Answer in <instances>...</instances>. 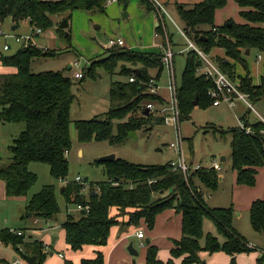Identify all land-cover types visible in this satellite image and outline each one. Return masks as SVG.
<instances>
[{
  "label": "trees",
  "instance_id": "1",
  "mask_svg": "<svg viewBox=\"0 0 264 264\" xmlns=\"http://www.w3.org/2000/svg\"><path fill=\"white\" fill-rule=\"evenodd\" d=\"M125 4L129 0H118ZM149 10L147 0H141ZM243 9L241 17L246 21L240 25L230 21L223 27L215 26L217 10L226 6L227 0H206L192 9L179 7L178 13L185 26V31L197 43L204 53L210 55L215 49H222L226 58L216 57L214 62L232 81L236 78V63L247 71L240 78V91L248 96L252 103L264 98V74L260 86H254L245 60L247 50L264 53V0H235ZM107 0H67L46 2L42 0H0V23L12 18L19 27L20 23L30 20L42 30L53 25V16L74 10H103ZM209 26L211 30L203 31ZM162 34V29H157ZM109 57L96 62L89 70L95 77L96 67L108 72L117 68L127 76V82H116L110 90V111L105 119L89 121L71 120V106L74 102L73 82L62 73L31 72L32 63L42 57H53L49 52L40 49H19L13 55H2L1 63L5 68L15 69L13 74H0V122L4 124H24L25 130L15 140L10 149L12 163L3 167L0 162V182L6 186V196L20 198L26 196L37 184L38 177L30 173L32 163L46 164L51 176L56 180H67L69 164L66 153L72 149L71 127L74 125L80 143L110 142L120 144L129 133L139 130H152L151 114L146 115L149 103L165 105L167 101L161 96L146 92L151 79L160 80L165 69L162 64V53L132 52L124 48H113L108 51ZM231 62H234L232 64ZM127 65L132 70L127 68ZM201 61L197 55L190 53L179 88L178 99L182 121L189 118L198 99V106L208 108L212 100L208 92L213 83L197 75ZM136 78L134 83L130 82ZM147 102L144 107L143 104ZM253 130L246 134L241 129L232 130L233 171L237 173L236 183L243 187H255L258 169L264 167V138L261 131L264 124L251 125L241 120ZM157 124H164L158 118ZM117 127L118 136H114ZM107 182L94 184L90 182L88 197L81 195L82 187L70 182L60 191L68 205L90 206V212L75 218L68 215L63 225L66 244L72 252L82 251L85 247L107 246L113 227L120 224L119 216L112 215L126 211L129 219L126 226H140L141 222L154 229L157 217L166 210L174 209L182 215V238L175 242L171 250V260L182 259L183 264H202V253L210 255L223 252L232 258L250 254L256 247L249 245L234 228L235 209H209L203 199V187L216 191L220 183V173L213 169L190 171L187 180L181 172L173 170L171 163L165 166H141L123 160L104 163ZM118 180V182H116ZM199 183L200 186H197ZM132 186V189H130ZM61 212L54 185L46 186L41 192L31 197L27 205V215L32 220L50 221ZM211 219L219 235L224 238L221 243L217 237L204 233V221ZM252 228L264 234V201H255L250 209ZM34 226L32 229H41ZM29 229V230H32ZM18 235L11 231L0 233V242L11 245L21 254L36 257L35 264H43L47 258L45 244L39 240L28 239L26 232ZM204 240V246L201 241ZM23 249V251H22ZM264 262V258L260 263ZM64 264H73L65 260ZM81 264H105L104 256L97 254L94 259H83ZM146 264H164L158 258V249L148 248Z\"/></svg>",
  "mask_w": 264,
  "mask_h": 264
},
{
  "label": "rangeland",
  "instance_id": "2",
  "mask_svg": "<svg viewBox=\"0 0 264 264\" xmlns=\"http://www.w3.org/2000/svg\"><path fill=\"white\" fill-rule=\"evenodd\" d=\"M182 1H189L188 4H191L192 7H186V9H192L194 7V4L190 2L195 0ZM231 2L232 4L227 0L226 6L220 9L219 13L215 15V26H225V24H222L224 20L220 19L225 15H229L234 19L233 22H244L240 16L239 7L235 0ZM149 5L153 11H149L147 7L142 4L141 0H131L128 4L120 1L112 5L106 3L103 10H74L59 14L52 17L53 25L43 30V34L40 37L41 39H36L38 48H47L48 52L54 56L36 59L32 63L31 72L34 74L48 72L62 73L72 80L74 102L71 106L70 114L73 123L77 121L105 119L110 111V90L113 84L116 82H127L128 77L122 75L119 68L114 72H108L101 67H96L94 73L95 77L89 74V70L94 63L102 62L109 57L108 51L111 50L109 48L110 40L121 38L126 41L127 47L141 53L156 51L160 41L162 40L163 42L165 40L162 25L159 27H161L163 33H158V37L155 36L156 28L154 16L157 18V15L152 4L149 3ZM179 6V4H172L170 8L166 5L164 7L171 18L181 26V28L185 29L178 13ZM65 20L68 21L69 28L62 30L60 26ZM13 26L15 25L13 24L12 18H8L3 23H0V27L7 33L12 32ZM167 26L169 34H173H170L171 42L173 39V42L180 46L177 50L185 47V40L178 34L175 27L168 19ZM202 29L203 31L211 30L209 26H205ZM24 30V27L20 24L19 28L14 30V33H22ZM11 45L12 50L9 53L6 52L8 55L15 54L19 48L13 43ZM258 54V51L252 50L249 56H245V59L248 60L251 65H255V68H258V72L260 73L261 64L256 61ZM186 55L187 54H177L175 56L176 75L179 88L182 83V76L186 65ZM212 60L214 61L215 58H212ZM78 62L79 65L74 66V64ZM71 66L73 67L69 69ZM127 68L132 70L128 65ZM79 71L84 72L83 80L74 77L75 73ZM236 73L239 75L244 73V69L239 64H237ZM166 81L167 75L164 71L160 80H158V85L164 87ZM254 81L258 83L260 81L259 77L256 76ZM161 94L168 97L164 89L161 90ZM248 101L254 106L255 110L264 117V98L256 103H252L250 100ZM146 104L147 102H145L143 106L145 107ZM247 110L246 105L240 104L234 109H230L226 105H222L219 108H213L212 106L208 108L196 106L191 111L189 118L181 122L185 155L189 164L194 160L195 163H201L205 169H209L212 167L214 160L220 162L221 157H226L227 159V162H221V174L224 175L225 181L219 183L216 191H208L203 187L204 203L209 209L235 207L234 185L237 183L235 182L234 176H236L237 180V173L233 171L231 162V131L240 129L239 117L247 113ZM159 117V114L152 113V130H139L136 132V138L129 136V133L120 144L97 141L80 143L76 136L75 127L72 125V149L67 155L69 173L66 179L72 182L76 177H82L94 184L107 182L106 166L101 159L112 155L116 157V160H123L130 164L141 166H165L171 163V161L177 160L178 156L170 146L171 143L176 142L175 132L173 128L165 124H157ZM248 117H250L249 122H257V117L252 111ZM24 130V124H4L0 122L1 166L3 165V167H6L12 163L13 154L10 149L14 146L15 140L18 139ZM113 135H119L116 126ZM29 171L38 177V181L26 196L11 198L7 197L5 194L3 195L2 191H0V233L6 230H29L31 218L29 219L27 217L26 206L31 197L41 192L44 187L50 185L56 187L57 198L61 208L60 214L55 218L58 219V221L53 219L54 221L51 226L55 227V225L59 223H65L68 215L75 218L80 216V213L76 211V205H68L60 194L61 189L66 187V184L51 176L48 165L32 163L29 166ZM197 186H200V184ZM86 197H88V195H86ZM163 214L164 213H162V215ZM235 215L237 216V213ZM157 220L153 230H150L145 223L141 222L139 228L141 227L144 234H146V239L144 240L143 246L136 241L134 249L138 252V255L132 258V260H134L132 264H146L141 261L146 259L150 246L158 249V258L162 263L167 264L171 260V258H169V250L162 246H155L153 242L151 244L146 243L147 239L153 241L154 237L151 234L155 232L158 233L156 234L157 238L163 237L165 222L159 223L158 225ZM39 226L44 228L47 227L42 223ZM236 226V228L234 227L236 231L242 234L239 233L250 246L256 247V250H258V248L264 250V234L258 233L252 228L250 215L248 216L247 214L246 216V214H244V218L238 221ZM203 228L206 235L211 234L217 237L221 243L224 242V238L219 235L211 219H205ZM44 236L46 237V243H48L49 240L51 241L53 236L59 237V241L57 244L52 243V246L45 245V252L48 256L43 264H45L47 260H49V264H60L58 253H63L66 257L65 260H69L73 264H79L80 258H71L72 255L66 245L64 233L61 228L52 230L51 232L47 231ZM30 237L32 239L35 238L28 234L27 238L29 239ZM33 240L43 242L44 238L40 236ZM204 244L205 242L202 240L201 245L204 246ZM144 249H146V251ZM25 256V253H19L13 246L3 245L0 242V264H14L16 261H18V264H27ZM236 257L234 264H240L238 260H236ZM263 258L264 256L262 259ZM172 262L176 264L174 259ZM259 263L260 260L258 261V264ZM181 264H183V262H181ZM260 264H264V262Z\"/></svg>",
  "mask_w": 264,
  "mask_h": 264
},
{
  "label": "crops",
  "instance_id": "3",
  "mask_svg": "<svg viewBox=\"0 0 264 264\" xmlns=\"http://www.w3.org/2000/svg\"><path fill=\"white\" fill-rule=\"evenodd\" d=\"M130 1L131 0H129L128 3ZM158 1L161 4H164V6L165 5L168 6V8H170L172 6V4H174V5L179 4L180 5L179 7H185V8L186 7H192L191 4H188L189 1H186V2L182 1V0H158ZM204 1H206V0H195V1H191L190 3H193L194 6H195V5H198V4H200V3L204 2ZM229 1H230V4H232V2H231L232 0H229ZM118 2H116V3H118ZM110 5H112V4H110ZM147 9H148V7H147ZM219 10H217L216 14L219 13ZM238 10L240 11V13L243 11V9H241L240 7L238 8ZM149 11H153V10H149ZM220 19L224 20V23L222 22V24H225V25L227 23H229L230 21L234 20L229 15L222 16ZM243 21H244L243 23H237V24H240V25L245 24L246 21L244 19H243ZM154 23H155V28H156L155 36L158 37L159 34H158L157 29L159 28V26H161V24H160V22H158V19L155 18V16H154ZM20 24L24 27L25 30L22 33L15 34L13 28L16 27L15 30H17L19 27H17L14 24L15 26H13V28H12V33H14L15 35H28V34H30L31 25L29 24V22L23 21ZM218 26H216V27H218ZM1 29L3 30V28H1ZM167 29H168V26H167ZM168 31H169V29H168ZM171 35H173V34H171ZM160 38H161V36H160ZM163 42H162V40L160 41L159 45H157L156 51H150V52L146 51L145 53H160L162 51V47L164 45ZM172 43H173V47H174V51H175L176 55L177 54H179V55L187 54L186 56L188 57V55L190 53H187V51H186V49H187L186 43H185V47H183L181 49H178V50H177V48H179L180 46L177 45L176 43H174L173 39H172ZM4 44H5V40L0 38V74H4V75L13 74V73H15V69H13V68H5V67L2 66V63H1V56L2 55H8L7 53H9V52L6 53V52L3 51ZM125 45H126V47L124 49L130 50V51H134L132 48L127 47L126 41H125ZM149 47H152V46H149ZM18 50H19V48L17 49V51ZM134 52H136V51H134ZM142 53H144V52H142ZM250 54H251V51H250ZM210 57L211 58L218 57V58L224 59V58H226V53L222 49H215V50H213L211 52ZM256 61H257V63L260 62V64H261L260 73L258 72V68H255V65H251L248 62V60H246L248 68H249V73H250L251 79L253 81V85L254 86H260L261 85V80H262V77H263V74H264V53H259L257 55V60ZM231 63L234 64V62H231ZM237 64H239V63H236V67H237ZM239 65H241V64H239ZM242 68L244 69V73L243 74L239 75V74L236 73L237 79L235 78L236 79L235 81L238 82V83H240V78H244L247 75L246 69L243 66H242ZM69 69H71V67ZM256 76H258L259 80H260L258 83H256L254 81ZM74 77H75V75H74ZM165 87H166V83H165L164 88ZM164 91L167 93V91L165 89H164ZM162 96H163V98L165 100L167 99L166 95H162ZM235 104L236 105H235L234 108H236L240 104V105H246V107L248 109L247 113H245L244 115L239 117L240 121L242 119H245V121L249 124V126L256 125V124H258L260 122L259 116H261V114H259L256 110H255V112L254 111H252V112L255 113V115L257 117V122H254V123L249 122L250 117H248V116H249L251 110L249 109V107L247 106V104L245 102L238 100V101L235 102ZM222 105H226V104H222ZM222 105H220V106H222ZM220 106H218V107H213L212 106V107L213 108H219ZM156 108H157V110H160L161 109V105H157ZM160 118H162V117H160ZM221 158H223V157H221ZM224 158L226 159V157H224ZM171 162H173V161H171ZM215 162H218V161L214 160L213 164ZM224 162H227V159ZM213 164H212V166H213ZM219 164H220V170L218 172L220 173V182H224L225 181L224 175L221 174L222 173L221 161L219 162ZM190 165H200L202 168H205V167L202 166L201 163L200 164L195 163L194 160L192 162H190ZM234 179H235V182H236V176H234ZM256 179H257L256 186L252 187V188L239 186L238 184L234 185V203H235V207L234 208H235V214L237 213V216L235 215V217H234V227L236 226V223L238 221H240V220H242L244 218V214H246V216H247V214H248V216L250 215L251 206H252V204L255 201H257V200H263L264 201V167L258 169V174H257V178ZM196 184L199 185V183H196ZM0 191H2L3 195L4 194L6 195V186H5L4 182H0ZM235 193H236V195H235ZM26 212H27V206H26ZM129 212L131 213L132 211L129 210V211H126L125 213H123L122 215H119L120 213L118 211H115V210L112 211V215L119 216L117 218H118V221L120 222V224L112 228L111 234H110V238H109V242H108L107 246H101V247H90V246H87L82 251L72 252L70 250L69 246L66 244L68 246L70 252H71V255H72L71 258L72 259L80 258L79 264H81V261L83 259H94V258L97 257V254L101 252L104 255L105 259H106V263L105 264H132L133 261H134V260H132V258L137 257V256H132L131 254H129L128 247H129V245L131 243H133V246H135L136 241H138L140 243V245L143 246L144 245V240L146 239V234H144V239H139L137 237V234H138L139 231H142L141 227L139 228V226L135 227V226H126L125 225V223L129 219V216H128ZM163 213H164L163 215L161 213L157 217L158 220L156 219L158 221V225H159V223L165 222V226H164L165 230L163 232V237L157 238L156 234H158V233L155 232V233L151 234L154 237L153 241H151L149 239H147V240H149V242H150L149 244H151L153 242V244L155 246H162L165 249L169 250V258H171V250L173 248H175V242L176 241H180L181 238H182V215L179 214L174 209L166 210ZM27 217L29 219L31 218V224H30V227L28 228V229H30V228L34 227L33 225H34V221L35 220L32 221V216L29 217V215H27ZM54 220L58 221V219H54ZM54 220H50V221H46V222L40 220V224L42 223L43 225H45L47 227H45V228L42 227V226L40 227L39 226L40 224H39L38 228H41L42 231L40 232V234L35 235L34 236L35 238H33V239H36L37 237L42 236L44 238V241H43L44 244L47 245V246H52L53 238L55 236L52 237L51 241L49 240V242L46 243L45 242L46 237L44 235H45V233H47V231L51 232L52 230H56V229L58 230V228L62 229V231L64 233V238H65V231L63 229L64 223H59L58 225H55V227H52L51 224L53 223ZM142 223H144V221H142ZM236 227H238V226H236ZM48 228H50V229H48ZM19 231H22V230H19ZM58 241H59V237H56V242L53 243V244H57ZM144 250L146 251V249H144ZM201 255H202L203 261H205L207 264H232V258L230 256L224 254L223 252H219V253H216L214 255H210L209 253H202ZM263 256H264V250L258 248V250H255L254 252H252L250 254L238 255L236 257V260H238V263H240V264H258V261L262 260ZM58 258L60 260V264H64V260L66 259L65 255L63 253H58ZM174 260H175L176 264H181V262H182V259H174ZM16 262H18V261H16ZM141 262L142 263H144V262L146 263V259L142 260ZM45 264H49V260H47Z\"/></svg>",
  "mask_w": 264,
  "mask_h": 264
},
{
  "label": "built area",
  "instance_id": "4",
  "mask_svg": "<svg viewBox=\"0 0 264 264\" xmlns=\"http://www.w3.org/2000/svg\"><path fill=\"white\" fill-rule=\"evenodd\" d=\"M46 2H59V1H67V0H42ZM155 9V13L157 15V19L163 27L165 40L164 45L162 47V64L165 69L167 75L166 87H161L158 85V80L151 79L149 83H147L146 92L148 94L154 96H162L161 90L165 89L167 91L168 97L166 99L167 103L165 105H161V109L157 110V105L154 103H149L147 105L146 110H149L150 113L159 114L160 117L163 118L164 124L173 128L176 135V142L171 143V148L176 152L178 159L171 162V166L174 171L181 172L185 179L187 180L190 171H199L203 168L200 165H190L186 159L185 149H184V140L182 138L181 132V122H182V113L179 107V86L177 82L176 75V66H175V56L176 53L174 51L173 44L170 40V34L167 29V19L170 23L175 27L178 34L185 40L187 45V53H192L197 55L201 61V66L197 68V75L200 77L206 78V80L211 81L213 83V88L208 92L209 98L212 100V106L218 107L222 104H226L229 108L233 109L235 107L236 101H243L247 104L251 111L255 112L254 106L249 103L248 96L243 94L240 91V83L236 81H232L229 76L224 73L218 65L212 60L210 55H207L203 52V50L197 45V43L189 36V34L185 31V29L181 28L169 15L166 8L161 4L158 0H147ZM118 2V0H107V4H113ZM29 22L31 25V32L28 35H15L12 32H4L0 28V38L5 40V44L3 47L4 52H10L12 50V43L19 46V49L27 50L38 48V43L36 42L37 38H40L43 34V30L35 25L31 24L30 20H25ZM125 41L123 39H116L109 41V48H125ZM44 52H48L47 48L40 49ZM79 62L74 64V66H78ZM73 66H71L72 68ZM76 79H83L84 72L79 71L75 73ZM136 81L135 77L130 79V82L134 83ZM259 120L262 124H264V117L259 116ZM240 129L244 131L246 134H253V130L250 127H247L244 123L240 121ZM261 135L264 138V129L261 131ZM69 153L67 152L66 155ZM217 171L220 170L219 162H215L211 167ZM62 183L66 185L71 181L69 180H61ZM72 182L78 184L82 187L81 195H89L91 188L90 182L87 179L82 177H76ZM132 189V186H130ZM76 211L81 213L85 212L88 214L90 212V206L83 207L81 205L76 206ZM46 222V221H45ZM40 224V220L37 219L34 221V226H38ZM50 229V228H48ZM42 229H32L26 232V236L28 234L30 236H35L40 234ZM12 233H16L18 235H24L22 231H11ZM139 239H144V232L139 231L137 234ZM254 247V246H252ZM15 264H18L17 262Z\"/></svg>",
  "mask_w": 264,
  "mask_h": 264
},
{
  "label": "water",
  "instance_id": "5",
  "mask_svg": "<svg viewBox=\"0 0 264 264\" xmlns=\"http://www.w3.org/2000/svg\"><path fill=\"white\" fill-rule=\"evenodd\" d=\"M67 28H69V24H68V21L65 20L61 26H60V29L62 30H66ZM16 27L13 28V30H15ZM246 56H249L250 55V50H247L246 51ZM194 106H198V99L194 102ZM150 114V111L149 110H146V115H149ZM129 136L131 137H135L136 138V132H132L129 134ZM116 160V157L114 155L112 156H108V157H104L101 159V161L103 163H108V162H112V161H115ZM226 159L223 157L221 158V162H224ZM116 182H118V180H116ZM81 215H86L85 212H81ZM32 214L30 213L29 214V217H31ZM56 242V237L53 238V243ZM147 244H149V240L146 241ZM128 251L129 253L132 255V256H137L138 255V252L134 249V246H133V243H131L128 247ZM25 260L27 262V264H35V262L37 261V258L36 257H29V256H25ZM202 264H207L205 261L202 262Z\"/></svg>",
  "mask_w": 264,
  "mask_h": 264
}]
</instances>
